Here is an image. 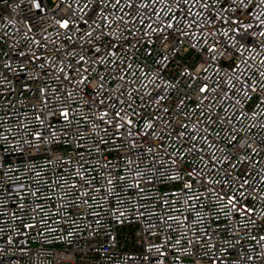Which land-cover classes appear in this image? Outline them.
Masks as SVG:
<instances>
[{
	"label": "built area",
	"instance_id": "2783aa9c",
	"mask_svg": "<svg viewBox=\"0 0 264 264\" xmlns=\"http://www.w3.org/2000/svg\"><path fill=\"white\" fill-rule=\"evenodd\" d=\"M0 264H264V0H0Z\"/></svg>",
	"mask_w": 264,
	"mask_h": 264
},
{
	"label": "snow or ice",
	"instance_id": "6c2138e0",
	"mask_svg": "<svg viewBox=\"0 0 264 264\" xmlns=\"http://www.w3.org/2000/svg\"><path fill=\"white\" fill-rule=\"evenodd\" d=\"M37 6H39V5H37Z\"/></svg>",
	"mask_w": 264,
	"mask_h": 264
}]
</instances>
